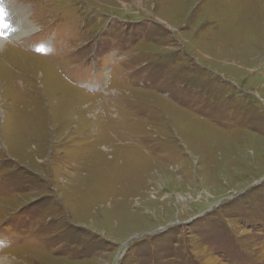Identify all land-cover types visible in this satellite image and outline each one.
<instances>
[{"label":"rangeland","instance_id":"obj_1","mask_svg":"<svg viewBox=\"0 0 264 264\" xmlns=\"http://www.w3.org/2000/svg\"><path fill=\"white\" fill-rule=\"evenodd\" d=\"M1 6V264H264V0Z\"/></svg>","mask_w":264,"mask_h":264},{"label":"bare ground","instance_id":"obj_2","mask_svg":"<svg viewBox=\"0 0 264 264\" xmlns=\"http://www.w3.org/2000/svg\"><path fill=\"white\" fill-rule=\"evenodd\" d=\"M6 2V1H5ZM9 4L10 5H14V7L12 8L13 9V11L15 10V11H19V13L21 14V16H22V18L25 20V17H26V13H27V10H26V8L24 7V6H19V5H15L14 3H12V2H9ZM1 6V5H0ZM5 10V9H4ZM7 10V9H6ZM18 13V12H17ZM21 18V17H20ZM25 24H26V28H25V33L24 34H28L29 32H31V30L32 29H34L33 28V26H31V24H29V22H27L26 20H25ZM8 40V39H7ZM5 41V40H4ZM3 40H2V38H0V46L3 44V42H4ZM1 48V47H0ZM1 260H0V264H1Z\"/></svg>","mask_w":264,"mask_h":264},{"label":"snow or ice","instance_id":"obj_3","mask_svg":"<svg viewBox=\"0 0 264 264\" xmlns=\"http://www.w3.org/2000/svg\"><path fill=\"white\" fill-rule=\"evenodd\" d=\"M0 5H2V0H0ZM6 15V12L2 6H0V20Z\"/></svg>","mask_w":264,"mask_h":264}]
</instances>
